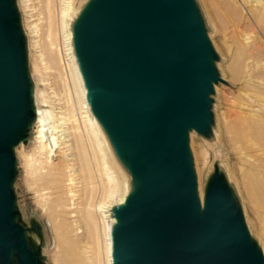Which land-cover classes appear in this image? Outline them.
Here are the masks:
<instances>
[{
  "label": "water",
  "instance_id": "water-1",
  "mask_svg": "<svg viewBox=\"0 0 264 264\" xmlns=\"http://www.w3.org/2000/svg\"><path fill=\"white\" fill-rule=\"evenodd\" d=\"M73 32L88 104L133 189L112 209L111 264H264L216 169L196 198L188 132H210L222 80L193 0H89ZM26 55L16 0H0V264H46L13 191L34 120Z\"/></svg>",
  "mask_w": 264,
  "mask_h": 264
},
{
  "label": "bare ground",
  "instance_id": "bare-ground-1",
  "mask_svg": "<svg viewBox=\"0 0 264 264\" xmlns=\"http://www.w3.org/2000/svg\"><path fill=\"white\" fill-rule=\"evenodd\" d=\"M24 1L27 5L29 0ZM43 1L49 24L48 41L54 57L53 61L60 68L62 67L61 71L66 66V71L64 75L62 74L63 97L60 95L63 104L59 108L51 106L47 109L45 105L48 101L39 89V81H35L34 74H30L34 108L30 133L34 131V136L30 134L33 140L28 152L23 149V144H19L22 148L20 154L24 161L25 182L34 195L36 206L47 218L54 235V248L49 256L52 264H89V248L84 243L88 239L84 241L83 232L86 230L83 231L81 226L85 222L86 224L88 222V226L91 223L98 233L97 237L94 236L99 242L96 243L98 264H111V232L116 224L111 208L113 205L124 206L133 189L127 170L116 157L106 131L90 109L87 90L75 54L73 26L89 0ZM219 1H230L236 7L249 3V0ZM16 6L18 9L19 4L16 3ZM57 30L62 36L65 61L61 46L56 39L52 40V37L57 36ZM23 33L26 38V52L29 54L27 56H30L33 47L39 44L37 40H33V36L36 37L37 34V26L30 27L32 36L24 30ZM40 60L42 64L43 59ZM34 71L36 73L35 67ZM258 79L250 78V81L260 83ZM246 107L251 108V103ZM248 111L254 113L252 110ZM254 117L243 114L237 125L228 131L231 133L230 141L236 142L233 149L242 163L240 168L243 171L240 172H243L244 191L256 214H260L261 209L264 211V127H260ZM251 167L259 169L258 173L255 174ZM227 181L228 183L233 181L229 174ZM234 186L239 194L236 182ZM195 192L197 201L202 207L201 188H197ZM85 228L88 230L87 227ZM246 229L250 234L248 227ZM88 233L91 234L90 236L93 235L90 231Z\"/></svg>",
  "mask_w": 264,
  "mask_h": 264
},
{
  "label": "rangeland",
  "instance_id": "rangeland-1",
  "mask_svg": "<svg viewBox=\"0 0 264 264\" xmlns=\"http://www.w3.org/2000/svg\"><path fill=\"white\" fill-rule=\"evenodd\" d=\"M193 2L215 55L214 66L217 76L222 80L221 83L213 85V92L209 95L210 132L206 136L198 135L193 131L188 132V150L195 177V190L201 188L203 193L206 182L212 175L213 170L218 171L232 192L241 217L243 214L244 225L250 231V234L248 231L247 233L257 246L264 261V218L257 217V215L264 217V213H262L264 211L261 209L262 212L259 211L260 214H256L254 206L248 200L243 187V172H240L243 171L240 168L242 163L233 149L236 142L233 143L229 139L230 128L232 127V130L237 125L240 116L243 114L254 115V118L257 119L255 122L260 124V127H264V0H249V3L240 4L237 7L232 5L230 1L220 2L218 0L217 3V0H193ZM16 3L19 4L18 9L24 32L26 31L29 36H32L30 27L32 25L37 26V34L36 37L33 36V40H37L39 44L33 47L32 55L27 56L29 55L27 52L28 72L34 74L35 81H39V89L48 101L45 105L47 109L51 106L59 108L63 104V101H61L64 93L62 77L66 71V66L63 65L64 68L61 71L62 67L60 68L53 61L54 57L48 41L49 24L44 1L29 0L26 5L24 0H17ZM54 30H56V27ZM56 33L57 36L52 37V40L55 41L56 39L61 46L62 57L65 61L62 36L58 30ZM260 41L262 42L260 43ZM261 48L263 49L261 50ZM40 59H43V65L39 62ZM44 66L48 68L45 69ZM34 67L36 73H34ZM250 78H259L260 83L251 82ZM247 81H250V83L247 84ZM52 92L57 93L55 95ZM55 96H59L61 99ZM246 102L247 104L251 103L252 107L247 108ZM55 105H58V107H55ZM248 110H252L254 113ZM33 133L34 131H31L30 134L34 136ZM31 135L27 138V142L23 144V149L26 152L30 150L33 140ZM21 151L22 148L19 145L14 150L17 175L13 183V191L16 198V208L24 223L33 218L41 226L43 234L42 255L46 257V264H52V259L49 256L54 248V235L47 218L36 206L34 195L25 182L24 161L20 154ZM251 169L255 174L258 173L259 169L255 167H251ZM226 173L233 180L230 183L227 181ZM233 182L234 185L235 182L237 183L240 195L237 193ZM113 208H116V206L113 205L111 213ZM89 224L91 226V223ZM81 226L83 231H87L83 232V239L84 241L86 238L88 239L84 243L89 248V264H98L97 245L99 242L94 237H97L98 233L94 230V226H88V222L87 224L86 222L81 224ZM85 227L92 234L96 232L97 235L90 236L91 234L88 233L89 231Z\"/></svg>",
  "mask_w": 264,
  "mask_h": 264
}]
</instances>
